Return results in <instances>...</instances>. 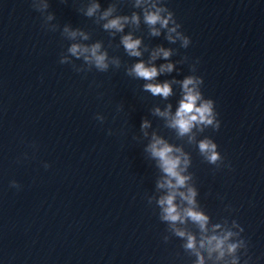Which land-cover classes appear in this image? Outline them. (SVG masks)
<instances>
[{
    "label": "water",
    "instance_id": "1",
    "mask_svg": "<svg viewBox=\"0 0 264 264\" xmlns=\"http://www.w3.org/2000/svg\"><path fill=\"white\" fill-rule=\"evenodd\" d=\"M91 2L49 0L55 19L47 21L31 0H0V264H194L186 241L159 219L155 201L166 190L156 182L163 174L144 151L153 134L190 153L209 226L226 221L240 233L235 220L243 228L232 238L247 243L240 264H264V0H164L191 40L187 48L170 43L166 29L151 36L143 23L113 36L98 17L114 0H95L97 22L79 11ZM118 9L140 12L132 0H119ZM65 24L89 36L77 42H100L120 67L77 72L73 64L83 61L70 56L73 64H61L71 43L61 35ZM128 32L141 38L140 58L120 44ZM158 46L171 51L151 61L157 68L173 64L154 81L172 82L167 100L126 74ZM188 75L202 77L203 96L215 102L219 130L206 128L196 138L214 140L224 158L219 166L153 114L168 104L175 113ZM142 119L151 124L147 136ZM177 226L198 235L191 223Z\"/></svg>",
    "mask_w": 264,
    "mask_h": 264
},
{
    "label": "clouds",
    "instance_id": "2",
    "mask_svg": "<svg viewBox=\"0 0 264 264\" xmlns=\"http://www.w3.org/2000/svg\"><path fill=\"white\" fill-rule=\"evenodd\" d=\"M118 3L119 0H114L98 17L99 21H106L102 24V28L111 35L125 33L126 25L131 24L139 28L143 23L149 29L151 36H159L160 30L166 29L168 33L166 39L170 43H176L179 40L183 48H187L191 43L190 38L178 30L181 29V24L175 19L174 13L165 6L164 0H132V7L139 9L140 12L133 11L130 15L118 14ZM31 6L43 17L47 14V21L55 19L54 14L48 12L49 0H31ZM100 8L101 5L92 0L87 8H80L79 11L88 18H94V22H97L96 14L100 12ZM170 25L172 26L170 27ZM43 26L46 28L45 25ZM48 30L55 31V29ZM172 33H175V37ZM61 35L71 41L66 54H61L59 61L61 64H73V61L68 59L70 56L83 61L81 66L73 64L77 72L91 71L93 68L99 72H107L110 64L115 68L120 67L118 58L110 60L108 52L101 50L100 42L90 45L77 42V36H80L84 41L89 40V36L80 28H73L71 25L65 24ZM141 42V38L134 37L131 32L121 35L120 38V44L126 54L133 58L142 56V52L139 50ZM170 56V50L158 46L152 50L149 62L138 60L130 69L126 70V74L134 79L145 81L142 85L143 91L167 100L173 94L172 82L156 83L154 81L163 73H171L173 64H162L157 68L151 61L157 58L168 59ZM202 83V77L186 76L180 82L182 96L175 113L173 114L171 111L172 105L168 104L164 111L159 108L153 109V114L164 118L166 126L173 129L177 137L187 136L188 143H194L197 146L200 156L207 163L219 166L223 163L224 158L218 151V145L214 140L207 136L202 139L196 138V133H202L206 128L211 127L214 130H219L221 123L215 110V102L212 99H206L200 90L199 86ZM95 119L103 122L105 118L103 115L97 114ZM149 127H151L150 122L147 119H142L140 128L145 136H147V132L144 130ZM144 151L151 160L156 162V166L163 174L161 179L156 182L158 190H166V194L160 195L155 201L159 209V219L167 224V229L171 231L172 235L186 241L182 244V248L195 257L194 264H205L202 253L212 261V264H221V262L223 264H240L241 257L238 253L241 248H244L243 255H247V243L244 239L233 241L232 238L240 235L243 228L235 220L232 221V226L239 227L240 233L231 231L227 227L226 221L211 223L209 226L211 218L197 201L198 189L192 183L193 175L189 172L190 153L186 152L182 146H175L155 134ZM44 167L47 168L49 165L45 164ZM11 186L20 187L14 180L11 182ZM148 202L151 204L152 200L149 199ZM188 223L195 225L198 235H194L186 227L177 226ZM164 239L167 241L168 237H164ZM244 264H248L247 259Z\"/></svg>",
    "mask_w": 264,
    "mask_h": 264
}]
</instances>
